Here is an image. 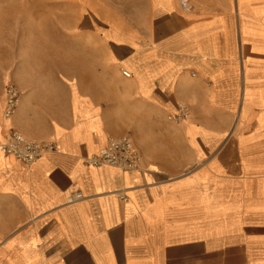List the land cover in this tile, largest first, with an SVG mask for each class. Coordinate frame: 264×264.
I'll return each mask as SVG.
<instances>
[{
	"label": "crops",
	"instance_id": "obj_1",
	"mask_svg": "<svg viewBox=\"0 0 264 264\" xmlns=\"http://www.w3.org/2000/svg\"><path fill=\"white\" fill-rule=\"evenodd\" d=\"M124 1L111 42L73 33L91 81L32 84L20 64L8 120L1 84L0 142L56 151L0 152V264H264V0ZM181 104L188 120L167 125ZM124 134L137 170L86 164Z\"/></svg>",
	"mask_w": 264,
	"mask_h": 264
},
{
	"label": "rangeland",
	"instance_id": "obj_2",
	"mask_svg": "<svg viewBox=\"0 0 264 264\" xmlns=\"http://www.w3.org/2000/svg\"><path fill=\"white\" fill-rule=\"evenodd\" d=\"M88 2L93 5L89 10L105 11L107 18L97 21L98 17L83 8L86 5L82 0H0L1 94V84L14 83L12 74L20 64L24 69L29 67L34 72L32 84H73L79 76L81 79L82 74L86 80L91 81L88 76L96 66L88 62L90 58L92 60L87 53L92 47L91 40L85 41V54L80 56L82 61L85 60L84 66L79 69L80 75L74 67L73 61L77 59L78 54L73 33L76 32L77 26L84 25L86 34L94 31L108 43L111 41L107 39V33L116 29L124 30L126 20L124 0ZM131 10L135 12V9L129 11ZM96 67L99 69V66ZM100 71L106 69L100 68ZM86 80L83 84H88ZM101 83L109 84L108 80L103 79ZM185 108L188 110L185 118L175 122L172 116L176 111L165 116V123L171 127L184 123L188 120L190 112L188 106L185 105ZM123 124L124 122H119L118 126Z\"/></svg>",
	"mask_w": 264,
	"mask_h": 264
},
{
	"label": "built area",
	"instance_id": "obj_3",
	"mask_svg": "<svg viewBox=\"0 0 264 264\" xmlns=\"http://www.w3.org/2000/svg\"><path fill=\"white\" fill-rule=\"evenodd\" d=\"M186 0L182 1L183 5ZM182 5V6H183ZM124 75L128 76L126 73ZM20 102V92L13 85L5 88L3 117L8 120L15 112ZM187 107V106H186ZM188 113L185 105H179L177 112L172 118L182 120ZM176 122V121H175ZM56 146L53 141L36 142L28 140L19 132H10L6 139L0 142V152L10 155L15 159L29 165L34 163L44 152H55ZM86 164L93 167L113 166L125 172L138 169L140 156L128 134L120 137H108L106 144L96 154L85 160ZM80 195H76L79 199Z\"/></svg>",
	"mask_w": 264,
	"mask_h": 264
},
{
	"label": "bare ground",
	"instance_id": "obj_4",
	"mask_svg": "<svg viewBox=\"0 0 264 264\" xmlns=\"http://www.w3.org/2000/svg\"><path fill=\"white\" fill-rule=\"evenodd\" d=\"M179 1H181V5H183L182 1H184V0H179ZM50 35H51V34H50ZM73 62H74V61H73ZM74 64H75V62H74ZM124 73H126V74L128 75V73H127L126 71H123V70H122V73H121V74H122L124 77H128V76H129V75H128V76L124 75ZM125 79H126V78H124V80H125ZM73 84H74V83H73ZM19 104H20V102H19ZM19 104H18V105H19ZM17 107H18V106H17ZM6 123H8V122L5 121L4 124H6ZM6 125H7V124H6ZM187 129H189V128H187ZM185 130H186V128H185ZM20 134H21V133H20Z\"/></svg>",
	"mask_w": 264,
	"mask_h": 264
}]
</instances>
